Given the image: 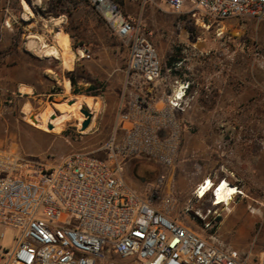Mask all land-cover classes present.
<instances>
[{
	"label": "rangeland",
	"instance_id": "1",
	"mask_svg": "<svg viewBox=\"0 0 264 264\" xmlns=\"http://www.w3.org/2000/svg\"><path fill=\"white\" fill-rule=\"evenodd\" d=\"M22 1L0 0V147L49 164L80 151L105 159L102 148L113 133L121 104L127 45L89 0H41L39 6L29 0L34 9L29 17ZM114 1L148 34L165 66L179 61L187 46L204 51L206 73L199 74V80L211 84L214 96L221 100L220 106L214 105L212 96L204 102L206 112L181 117L185 133L172 167L133 160L125 169V183L143 194L160 175L165 176L160 201L155 204L163 215L189 226L223 251L252 252L247 264H258L257 255L264 248V236L258 232L260 204L264 202V22L234 17L209 25L206 21L203 26L197 21L199 15H191L189 5L185 14H178L164 0ZM58 31L71 35H66L75 60L71 70L64 67L61 58L57 63L53 56H41L28 48L30 36L55 46ZM81 49L89 58L81 56ZM41 63L58 69V80L52 72H48L52 77L42 78ZM214 63L220 69V87L210 76ZM30 65L34 69H29ZM68 72L73 73L77 88L84 92L98 87L99 95L74 94ZM66 81L71 84L70 91ZM25 83L34 88L24 87ZM41 91L45 93L41 95ZM74 96L100 105L98 111L91 112L86 130H81L82 112L71 115L60 133L37 125V119L48 111L60 114L57 105L73 103ZM205 177L217 178V182L227 178L242 191L232 202L218 201L214 196V204L225 207L218 210L221 216L217 224L209 227L206 224L213 215L208 211H214L211 197L194 198ZM229 184L226 180L218 184L216 193ZM1 235L0 249L11 250L19 232L0 226ZM102 253L104 259L99 264L118 260L108 244Z\"/></svg>",
	"mask_w": 264,
	"mask_h": 264
},
{
	"label": "built area",
	"instance_id": "2",
	"mask_svg": "<svg viewBox=\"0 0 264 264\" xmlns=\"http://www.w3.org/2000/svg\"><path fill=\"white\" fill-rule=\"evenodd\" d=\"M89 1L129 49L120 108L102 148L106 158L80 151L49 164L0 147V226L19 232L11 250L0 249V264H99L107 244L118 257L108 264H247L252 252L223 251L156 208L165 176L143 194L124 180L133 160L165 168L176 163L185 133L181 117L199 99L214 96V87L201 83L189 63L198 66L206 53L188 46L182 59L165 66L148 34L119 4ZM164 1L178 14L189 5L203 26L234 17L264 22V0ZM79 53L89 58L85 49ZM225 180L231 183L206 177L195 189L196 200L210 196L214 207L206 227L217 224L218 210L225 207L214 204L217 185ZM208 181L211 188L200 196ZM238 192L231 202L242 195ZM260 205L258 232L264 236V202ZM257 262L264 264V248Z\"/></svg>",
	"mask_w": 264,
	"mask_h": 264
},
{
	"label": "bare ground",
	"instance_id": "3",
	"mask_svg": "<svg viewBox=\"0 0 264 264\" xmlns=\"http://www.w3.org/2000/svg\"><path fill=\"white\" fill-rule=\"evenodd\" d=\"M39 2L40 0H36ZM35 1V2H36ZM22 5L24 8L25 16H33L34 9L33 4L29 0H23ZM38 37L30 36L28 42V48L30 51L38 54V55H49L53 57H60L63 61V65L66 69L71 70L74 65V55L70 51L69 47V38L66 34L59 32L55 36V43L56 45L51 47L37 41ZM42 41V40H41ZM25 89V88H24ZM66 89L70 91L71 84L69 81H66ZM25 91V90H24ZM29 92V91H27ZM74 102L70 103L69 101H65L61 104H58V109L60 114H57L54 110L48 111L44 116L37 119V125L44 127L45 129L49 130L50 125L52 126L53 130H50L54 133H60L65 124L70 119L71 115L75 114L79 116L80 112L83 108H87L90 112H96L99 110L100 105L98 102L91 101L86 97L82 96H74ZM70 103V104H68ZM85 120L82 116H79V121L83 123ZM230 183L227 186H224L220 191H218L215 196V200L224 201L227 199H232L233 195L238 194V188L233 186L234 184ZM212 186V181H208L205 186L199 188L198 194L203 196Z\"/></svg>",
	"mask_w": 264,
	"mask_h": 264
},
{
	"label": "crops",
	"instance_id": "4",
	"mask_svg": "<svg viewBox=\"0 0 264 264\" xmlns=\"http://www.w3.org/2000/svg\"><path fill=\"white\" fill-rule=\"evenodd\" d=\"M36 1V0H35ZM34 1V3L36 4V6H39V4L41 3L40 1L39 2H35ZM65 34L66 35H68L69 37H71V35L69 34V33H67V32H65ZM188 47V46H187ZM198 49V48H197ZM199 51H201V52H204V51H202L201 49H198ZM183 54V51L181 52V59L183 58V56L184 55H182ZM53 58H55V61L58 63V61H59V58L60 57H53ZM203 59L201 60V61H199V64H198V66H195L194 65V63L193 62H189L190 63V67L191 66H193V67H196V69L198 70V72H199V74H201V75H203V74H205L206 73V69L203 67ZM174 63V62H173ZM173 63H171V64H169V65H172ZM168 65V66H169ZM31 68H33L34 69V67L32 66V65H30L29 66V69H31ZM58 70V69H57ZM57 70L55 69V68H53V67H50V66H47V65H44L43 63H41V77L42 78H45V79H48V78H50V77H52V75H49V73L48 72H52L53 74H54V76H56V80H58V74H57ZM209 71H212V74L210 75V76H212V78H214V82H215V84L217 83V85L220 87L221 86V81H220V79H221V77H220V69H219V67H217V65H216V63H214L213 64V68H212V70H209ZM65 82H63V84H64ZM64 86V85H63ZM24 87H26V88H28V89H33L34 88V85L33 84H31V83H25V86ZM161 91H162V89H161ZM45 92H43V91H41V95L42 94H44ZM25 94H30V92H27V91H25ZM221 100H219V97L217 96H214L213 97V102H215L214 103V105H219V102H220ZM205 100H203V99H199L194 105H193V107H192V109L190 110V111H188V113L187 114H185V115H183L182 117H184V116H187V117H193V116H195V115H197V114H203L204 112H206L207 111V109H206V105H205ZM220 106V105H219ZM206 178V177H205ZM202 182V181H201ZM200 182V183H201Z\"/></svg>",
	"mask_w": 264,
	"mask_h": 264
},
{
	"label": "trees",
	"instance_id": "5",
	"mask_svg": "<svg viewBox=\"0 0 264 264\" xmlns=\"http://www.w3.org/2000/svg\"><path fill=\"white\" fill-rule=\"evenodd\" d=\"M60 71H57L58 74ZM66 76L68 77V79L71 81V84L73 86V93L76 94V95H79V94H85V95H88V96H98L99 95V91H98V87H94V86H91L89 87L86 91H82L81 89L77 88V81L76 79L73 77V73L71 72H68L66 74ZM220 220V219H219Z\"/></svg>",
	"mask_w": 264,
	"mask_h": 264
},
{
	"label": "water",
	"instance_id": "6",
	"mask_svg": "<svg viewBox=\"0 0 264 264\" xmlns=\"http://www.w3.org/2000/svg\"><path fill=\"white\" fill-rule=\"evenodd\" d=\"M71 103V102H70ZM83 115L85 116V120L83 121V123L81 124V130H86L87 127L90 125L91 120H92V113L90 112L89 109L87 108H83L82 111ZM50 129H52V126L50 125L49 127Z\"/></svg>",
	"mask_w": 264,
	"mask_h": 264
}]
</instances>
